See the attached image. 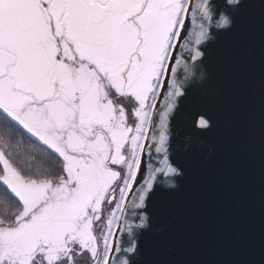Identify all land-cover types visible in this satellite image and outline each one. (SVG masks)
<instances>
[{"label": "snow or ice", "instance_id": "1", "mask_svg": "<svg viewBox=\"0 0 264 264\" xmlns=\"http://www.w3.org/2000/svg\"><path fill=\"white\" fill-rule=\"evenodd\" d=\"M252 7L0 0V264H149L152 199L180 175L170 116L185 83L208 77L206 42ZM259 11L264 20V0ZM194 126L210 131L212 118Z\"/></svg>", "mask_w": 264, "mask_h": 264}, {"label": "water", "instance_id": "2", "mask_svg": "<svg viewBox=\"0 0 264 264\" xmlns=\"http://www.w3.org/2000/svg\"><path fill=\"white\" fill-rule=\"evenodd\" d=\"M248 2L240 27L206 42L208 77L185 83L170 116L180 175L152 199L149 264H264V20L260 0ZM197 114L210 131L194 126Z\"/></svg>", "mask_w": 264, "mask_h": 264}, {"label": "trees", "instance_id": "3", "mask_svg": "<svg viewBox=\"0 0 264 264\" xmlns=\"http://www.w3.org/2000/svg\"><path fill=\"white\" fill-rule=\"evenodd\" d=\"M32 142L25 139L23 144L20 146V148L16 149L13 154L11 155V159L13 160L14 163L16 164H21L24 160L28 159L29 153L25 151V149L31 144ZM49 160H55V157L49 156ZM37 161L39 162V157L37 158ZM2 189H0V193H2ZM10 199V198H9ZM13 204L15 203L14 201H11ZM2 203V201H0Z\"/></svg>", "mask_w": 264, "mask_h": 264}, {"label": "rangeland", "instance_id": "4", "mask_svg": "<svg viewBox=\"0 0 264 264\" xmlns=\"http://www.w3.org/2000/svg\"><path fill=\"white\" fill-rule=\"evenodd\" d=\"M161 94H162V92H161ZM158 102H157V105H158ZM133 192H134V190H133ZM131 194L132 193H129L128 199L130 198ZM107 211H108V209H107V206H106L105 215L107 214ZM81 260H82V264H87V260H88L87 255H85L84 257H82Z\"/></svg>", "mask_w": 264, "mask_h": 264}, {"label": "bare ground", "instance_id": "5", "mask_svg": "<svg viewBox=\"0 0 264 264\" xmlns=\"http://www.w3.org/2000/svg\"><path fill=\"white\" fill-rule=\"evenodd\" d=\"M133 190L135 191V187H134V189H133ZM131 196H132V194H131ZM131 196H130V197H131Z\"/></svg>", "mask_w": 264, "mask_h": 264}]
</instances>
